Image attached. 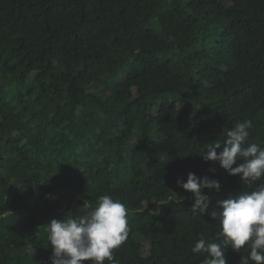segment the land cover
<instances>
[{"label": "trees", "instance_id": "trees-1", "mask_svg": "<svg viewBox=\"0 0 264 264\" xmlns=\"http://www.w3.org/2000/svg\"><path fill=\"white\" fill-rule=\"evenodd\" d=\"M244 120L264 147V0H0V264H51L46 225L103 194L117 264H201L216 200L264 183L200 155ZM190 172L220 183L200 216Z\"/></svg>", "mask_w": 264, "mask_h": 264}, {"label": "clouds", "instance_id": "clouds-1", "mask_svg": "<svg viewBox=\"0 0 264 264\" xmlns=\"http://www.w3.org/2000/svg\"><path fill=\"white\" fill-rule=\"evenodd\" d=\"M252 121L244 120L227 130L223 141L204 145L200 154L205 162L218 163L230 176H238L245 185L264 177V147L249 142ZM223 143V150L217 149ZM235 165V167H234ZM192 196L191 212L202 215L209 210L210 198L204 190L219 191L218 180L188 173L186 182L177 181ZM216 221L212 241L198 239L193 254H203L201 264H227L226 251L245 252L240 264H264V183L255 190L229 194L216 200L209 212ZM51 264H117L114 250L128 237L127 208L109 194L98 197L96 206L82 216L67 215L46 225Z\"/></svg>", "mask_w": 264, "mask_h": 264}, {"label": "rangeland", "instance_id": "rangeland-1", "mask_svg": "<svg viewBox=\"0 0 264 264\" xmlns=\"http://www.w3.org/2000/svg\"><path fill=\"white\" fill-rule=\"evenodd\" d=\"M162 209V207L161 206H158V210L160 211Z\"/></svg>", "mask_w": 264, "mask_h": 264}]
</instances>
